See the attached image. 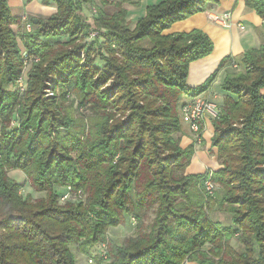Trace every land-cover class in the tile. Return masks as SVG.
<instances>
[{"label": "trees", "instance_id": "trees-1", "mask_svg": "<svg viewBox=\"0 0 264 264\" xmlns=\"http://www.w3.org/2000/svg\"><path fill=\"white\" fill-rule=\"evenodd\" d=\"M217 1L162 0L147 6L146 14L137 20L133 30L126 22V12L107 18L105 23H101L106 25V42L110 43L107 48L112 56L106 58L100 68L92 62L89 66H81L78 55L76 57L71 53L73 51L54 53L57 51L51 49V40H57L75 29L85 28L77 14L75 0H55L57 11L48 20L36 23L34 39L29 36L27 45L42 58L33 65L36 73L31 83L34 98L27 107L26 115L29 116L21 120V128L7 134L1 129L0 156L3 161L14 163L29 172V165L37 161L30 173L37 174V181L42 184L46 182L51 185L52 196L49 204L42 206V211L30 213L32 206L27 205L29 202H25L24 196L18 193L21 186L16 182L8 184L9 180L3 177L0 170V206L3 209H0V228L9 229V244H0V264H27L8 258L7 251L14 250H17L16 254L22 252L27 255L28 264H76L68 243L81 229L92 231L95 227L94 217L88 212L94 213L97 219L108 221L112 218L114 204L125 209L127 203H136L132 200V192L136 182L134 176L139 168L136 161L140 156L145 159L142 165L152 159L149 174L153 176L151 181L146 182L141 195L150 194L151 187L159 185V193L163 197L158 215L165 219L158 223L156 221V232L143 238L146 243H138L139 246L119 256L113 264H181L183 256L193 251H201L196 252L197 256L202 257L201 264H264V38L258 48L225 56L204 83L191 87L187 83L190 64L213 52L212 39L201 29L163 34L173 23L205 11L209 3ZM245 4L264 20V0H245ZM20 22L21 19L13 15L8 0H0V125L10 118H2L1 112L6 111V115L14 112L13 108H7L6 103L16 99V92L8 90L5 85L12 81L20 64V58H17L20 50L11 28L12 24ZM36 37L42 41L37 43ZM113 44L124 49V59L113 60ZM237 68H244L245 71ZM223 69L227 74L222 88L229 94L220 106L219 117L212 119L215 129L212 146L218 149V160L222 164V168L213 172V180L224 187L229 182L235 183L238 192L234 198L243 201L241 206L245 212L233 210L236 214L241 213L235 217L236 225L247 218L246 227L250 235L239 239L244 246L242 252L236 251L230 243L234 233H228L226 238L225 232L213 226L203 210H197L203 209L202 205L199 208L190 205L179 209L177 198L187 199L190 186L208 176L207 173L185 174V168L194 155L192 147L182 149L179 140L170 134L167 140H153L152 158L148 159L146 153L141 154L146 144L142 143L141 134H135V126L122 121L121 117H114L115 113L112 112L109 113L112 123L99 125L102 137L99 142L86 144L79 152V160L73 158L72 161L69 156L61 154L57 146L58 138L63 137L62 128L69 129L72 122L55 115L50 108L53 102L42 94L45 82L52 74L70 91L79 88L80 98L85 99L83 102L93 96L96 103L92 105L98 107L118 100L119 97L112 99L107 93L115 85H119L120 94L130 91L122 98V105L128 108L138 106L136 102L143 97V89L150 92L149 95L157 96L158 102L164 103L150 102L144 113L140 110L142 106H138V111L131 113V117H139L141 129L148 127L145 131L151 135L158 132L167 135L170 130L183 128L179 108L186 103L185 95L193 98L208 90ZM94 74L98 75L97 80L93 79ZM108 75L114 77V84L105 90L99 89L98 82ZM47 111L50 112L42 120ZM148 117L158 118L160 122L150 128L144 125ZM43 127L54 132V142L49 149ZM29 129L34 130L32 135H29ZM117 136L123 137V141L127 139V142L123 144L118 160L113 162L117 153V145L114 144ZM101 153L110 155V161L106 164L104 160L107 158L96 159ZM81 156L96 160L83 170L78 166ZM84 174L88 178L81 185ZM257 179L263 180L262 185L258 186ZM64 182H70L75 188L89 190L87 187H93V190H89L88 212L82 205H72L70 208L57 206L56 186ZM169 216H173L170 224L167 222ZM188 234L190 236L186 238ZM258 246L256 254L255 247ZM207 250L214 253V258L206 256Z\"/></svg>", "mask_w": 264, "mask_h": 264}, {"label": "rangeland", "instance_id": "rangeland-1", "mask_svg": "<svg viewBox=\"0 0 264 264\" xmlns=\"http://www.w3.org/2000/svg\"><path fill=\"white\" fill-rule=\"evenodd\" d=\"M160 1L162 0H75L77 14L81 18L80 21L84 24L85 28H81L80 30L75 29L69 34L59 36L57 40H51V49L57 51L54 53H58V51H73L71 53H73L74 56L76 55V57L78 55L77 60L80 62L81 66L87 64L89 66L92 62L94 65L96 64V67L100 68V66L104 64L105 59L112 56L107 48V46H110V43L106 42L108 31L105 27L106 25H103L101 22L105 23L107 18H114L119 13L126 12V22L129 25V28L133 30L137 24V20L146 14L147 6ZM30 2V0H25L24 2L23 0H8V3L11 4L14 13L18 12L17 7L27 8L28 3ZM31 6L32 9H30L32 11H30V13L25 10L22 14L17 16L21 19L20 23H14L11 25V28L14 30V34L17 38L18 49L20 50L19 56L17 57L20 58V64L14 77L12 78V81L5 85L8 90L16 92V99L6 103L7 108H13L14 114L11 113L6 115V111L1 112L2 118H10L7 122L5 121L6 123L1 122L0 138L3 137L2 130H4V133L7 134L14 129L21 128V120H25L26 116H29L28 114L26 115V112L28 110V105H30V102L34 98V89H31V83L33 82L34 74H36L35 71H33V65L40 62L42 58L38 53H34L32 49L27 46L28 41L30 40V37L32 40L34 39L33 34L36 30V23L34 21L38 20L37 22H39L40 20H48L49 17L57 11L55 0H36L31 4ZM170 27L166 28L163 31V34L170 35L178 33L168 31ZM69 31L71 30L69 29ZM36 41L37 43H40L42 40L39 38L37 39L36 37ZM141 43L143 44V42ZM111 48L112 50L114 49L115 52V59L113 58V60H116L117 58L124 59L126 55L122 53V50H124L122 47L113 44ZM237 69L241 70V72L245 71L244 68ZM93 76V79L97 80L98 75L94 74ZM114 80V77L108 75L107 78L98 82L99 89L105 90L112 87ZM61 84L62 83L58 81V77L52 74L45 82L42 94L53 102V105H50V108L53 110L55 115H60L63 120H71L72 122L69 129H65L64 127L62 128L61 131L63 137L58 138L59 142L57 145L59 146L58 150L60 153L65 156H69L72 161L73 158L78 159L79 152L86 146V144L99 142L100 138H102L100 132L101 127H99V125L102 123H112L113 120L110 119L111 115H109V113L112 112L115 113L114 117H121L122 121L126 120L129 125L135 126V134H141V138L143 140L142 143L144 142L143 144H146V147L141 150V154L146 153L148 159L152 158V149L154 148L152 145L153 140L155 139L157 142L167 140V136L170 134L172 138L179 140V145L182 149L192 147L194 154L195 151H199L204 146V138L202 135L203 122L205 120L202 122L201 129L199 131L192 130L190 123L185 120L182 107L179 108V117L183 127L182 129L178 131L170 130L171 132L168 131L167 135L158 132L155 133L154 136L145 131L148 127L146 128L143 126L141 129V125L138 123L140 118L131 117V113L138 111V106H142L140 110L144 113L150 102H153L152 104H154V102H157V104L164 103V101L158 102L159 99L157 96L149 95L150 92H145L142 89L143 97L140 99V102H136V105L138 106L133 105L128 108L126 105H122L124 102L122 101V98L126 93L129 94L130 91L127 92L126 90L125 92L123 91V94H120L118 91L119 85H115L107 92L109 97L112 99L119 97L118 100L115 99L113 102L115 105L112 106L113 103H110V105L98 107L97 105H92L96 103L95 99H92L93 96L86 99V102H83L85 99L83 100L80 98L79 88H77V90L70 91ZM94 93H96V90ZM120 96L122 97L120 98ZM146 97H149V99ZM189 98V95H185V99ZM49 112L50 111H47L41 119L43 120L46 118ZM207 118L211 121L213 119L210 118V116H207ZM157 122H160L158 121V118L148 117L147 122L144 125L151 128V126ZM186 127H188L191 131H189L190 134L187 133ZM42 130L47 137L49 149L54 142L53 129L43 127ZM29 131L31 132L29 135H32V132H34V130L30 129ZM185 136L190 137L191 141L189 143L185 142ZM131 137L132 136H130V138ZM27 138L24 145L27 143ZM117 138V142L115 141L114 143L117 145L115 147L117 149V153L113 162L118 160L120 150L123 144L127 142V139L123 141V137L117 136ZM22 144L18 146L17 150L21 148ZM72 147H76L77 149L72 150ZM212 147L211 138V148ZM21 150H19L17 155ZM210 153H212V151H210ZM216 155L218 158L217 148ZM98 158H101V160L107 158V160H104L105 164L110 161L109 154L107 155L101 153V155L97 156L96 159ZM96 159L81 156L80 161H78L81 163H78V166L81 169L86 170V166ZM144 160L145 159L140 156L136 161L139 168L134 176L136 182H134V189L132 192V200L136 203H127V207L125 209L117 203L114 204L112 211L113 215H111L112 218L108 216L107 218L110 217L108 221L97 219L94 213L87 211L88 196L90 195L89 190H93L92 186L87 187L89 190L86 188H75L70 182H64L62 185L56 186V192L58 194L56 198L57 206L59 205L61 208H70L72 205H82L83 208L90 213L89 215L92 218L94 217L95 227L93 230L89 231L84 229L83 231V229H81V231L77 232L73 236L74 239L68 243V247L75 258L76 264H113L117 261L119 256L121 257L122 255L127 254L129 250H134L137 246H139L138 243H146L143 242V238L146 239L156 232V221L158 223V221L165 219V217L160 214L158 215L161 198L163 197V195L159 193L160 186L154 184L151 187L152 190L150 194L145 193L144 195H141V192L147 186L146 182L151 181L153 177L149 174V167L150 164H152V159L142 165ZM36 162L37 161H33V163L29 165L31 168L30 172H33V165H36ZM188 165L185 168V174H194L187 172ZM219 165L220 167L218 169L222 168L220 161ZM79 167L77 168L80 170ZM0 170L3 177L9 180L8 184L16 182L17 185L21 186L19 187L18 193L24 196L25 202H29L27 205L32 206L29 211L30 213L36 214L37 212L42 211V206H47L49 204L52 196L50 195L51 187H49L51 185L46 182L42 184V182L37 181V174L18 168L14 163L8 161L5 162L2 160L1 156ZM214 171L215 170H212L211 168H207L203 173H207L208 175L211 173L213 180ZM83 177H85V179L82 182L79 179L81 185H83L88 178L85 174ZM207 177L208 176L201 181H195L190 186L187 199L182 197L177 198V204L180 205L179 209H184L186 206L190 205L199 208L198 206L202 205L203 209L197 210H203L211 224L225 232V236H227L226 238H228V233H234L233 237L232 235L230 237V243L236 251L242 252L244 250V246L239 239L242 236L248 237L250 233L246 227L247 218L242 220L241 224L238 225H236L234 221L235 217L240 216L241 213L236 214L233 210L237 209L240 212L245 210L241 206L243 201H237V199L234 198L238 192L235 187L236 184L229 182L228 186L226 185V187H224L213 180L212 183L214 184V187L211 190L212 192L209 193L207 188H205ZM153 180L156 182V179ZM262 182V179H257V183L259 184L258 186L262 185ZM139 190L141 191L137 193ZM0 209L3 210L1 206ZM100 214L102 213L100 212ZM169 218L170 219L167 222L170 224L173 216H169ZM8 230V228H0V244L2 242L9 244ZM3 234H5V236ZM185 236L186 238H189L190 235L188 234ZM25 244L27 245V243ZM255 248L257 254L259 246ZM16 251L17 250L7 251L9 254L8 258L28 264V256L22 252L16 254ZM196 252L200 253L201 251ZM196 252L193 251V253H188L185 257L183 256V259L180 261L182 262L181 264H201L200 258L202 257L197 256ZM206 254V256L214 258V253H210L207 250Z\"/></svg>", "mask_w": 264, "mask_h": 264}, {"label": "crops", "instance_id": "crops-1", "mask_svg": "<svg viewBox=\"0 0 264 264\" xmlns=\"http://www.w3.org/2000/svg\"><path fill=\"white\" fill-rule=\"evenodd\" d=\"M22 1V0H21ZM25 0H23L24 2ZM36 0H31L27 8L17 7L18 12L13 15L18 16L25 10L32 11L31 4ZM30 5V6H29ZM31 8V9H30ZM222 16L229 14L230 26H224L211 18V15ZM237 24L244 25V28ZM264 20L255 10L246 6L245 0H218L216 3H209L205 11L190 15L189 17L175 22L168 31L170 32H188L193 29L203 30L213 41V52L190 64L187 83L191 87H196L204 83L208 77L218 68L220 61L227 55H239L251 48L260 47L264 38ZM226 70H221L211 87L201 94L205 99L215 102L221 106L224 103V97L229 93L223 90L222 85L226 77ZM184 99L187 102L191 99ZM187 133L189 128L186 127ZM191 132V131H190ZM214 135V126L210 119L203 122L204 148L195 151L191 162L187 167L188 173H203L207 168L216 170L220 167L216 155V148H211V138ZM185 142L191 141L190 137L185 136ZM212 151V153H210Z\"/></svg>", "mask_w": 264, "mask_h": 264}, {"label": "built area", "instance_id": "built-area-1", "mask_svg": "<svg viewBox=\"0 0 264 264\" xmlns=\"http://www.w3.org/2000/svg\"><path fill=\"white\" fill-rule=\"evenodd\" d=\"M211 18L224 26H230L229 20L231 19V16L229 14H224L222 16L213 14L211 15ZM237 25L240 28H244V25L242 24ZM182 112L185 120L190 123L191 129L199 131L201 129L202 122L206 120L207 116H210V118L219 117L220 107L215 102L196 95L191 98L189 102L183 104ZM212 182V174L210 173L205 182V188H207L209 193L212 192L211 190L214 187Z\"/></svg>", "mask_w": 264, "mask_h": 264}, {"label": "water", "instance_id": "water-1", "mask_svg": "<svg viewBox=\"0 0 264 264\" xmlns=\"http://www.w3.org/2000/svg\"><path fill=\"white\" fill-rule=\"evenodd\" d=\"M38 20H35L34 22L37 23Z\"/></svg>", "mask_w": 264, "mask_h": 264}]
</instances>
